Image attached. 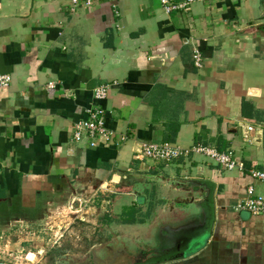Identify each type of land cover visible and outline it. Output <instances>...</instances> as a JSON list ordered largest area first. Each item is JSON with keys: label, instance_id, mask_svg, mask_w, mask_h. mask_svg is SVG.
<instances>
[{"label": "crops", "instance_id": "0c3cea01", "mask_svg": "<svg viewBox=\"0 0 264 264\" xmlns=\"http://www.w3.org/2000/svg\"><path fill=\"white\" fill-rule=\"evenodd\" d=\"M0 73L13 77L0 89V262L50 264L56 234L108 207L128 241L147 240L142 264H264V214L238 209L250 186L264 196L250 173L264 165V0L171 13L161 0H0ZM98 105L115 136L92 147L73 127ZM144 141L231 150L245 169L198 152L144 159ZM96 195L109 199L51 225Z\"/></svg>", "mask_w": 264, "mask_h": 264}, {"label": "built area", "instance_id": "2783aa9c", "mask_svg": "<svg viewBox=\"0 0 264 264\" xmlns=\"http://www.w3.org/2000/svg\"><path fill=\"white\" fill-rule=\"evenodd\" d=\"M195 0H161L162 6L165 11L171 13L177 10H187ZM79 0H73L74 6L77 5ZM86 4L90 5L91 2L87 1ZM195 64L198 67H202L203 57L199 50L194 55ZM13 77L8 73H0V89L10 87ZM49 88H55L53 82L49 83ZM108 86L102 85L95 90V98L98 101H103L107 98ZM106 110L101 106H91L86 109V118L78 120L73 127V136L76 141H82L88 139L90 146H97L99 139L110 140L115 135L107 125ZM256 128L253 125L248 127L249 132H253ZM244 140L248 143H252V139L248 135H244ZM202 153L215 161L223 168L227 170H244L245 164L243 161L235 157L233 151H219L216 148L205 145H194L189 149L182 148L175 143L171 142H152L144 141L140 157L144 159L162 160L171 162L181 157H188L192 153ZM251 176L254 179L264 182V165L261 169L251 170ZM249 197L241 204L238 209H243L251 212L252 214L259 215L264 214V196L258 195L255 192L254 186H250L248 189ZM78 201V207L82 205L80 200ZM71 212L79 211L75 207L74 203L70 206ZM0 264H5L0 262Z\"/></svg>", "mask_w": 264, "mask_h": 264}, {"label": "rangeland", "instance_id": "374dc122", "mask_svg": "<svg viewBox=\"0 0 264 264\" xmlns=\"http://www.w3.org/2000/svg\"><path fill=\"white\" fill-rule=\"evenodd\" d=\"M107 198L104 199L96 195L91 201H81L82 205L79 204V207L76 202L75 207L79 211H89L90 207L94 206L101 208L103 201L109 199ZM96 199H101L99 200L101 203L98 204ZM186 206L189 207L188 204ZM115 210L118 211L119 208ZM70 211V209L62 208L57 214H53L51 225H56L58 230H60L58 225H61L62 228L65 227L66 222L64 220L68 219ZM109 211L110 208L108 207H104V210L102 208L96 209L94 215L91 213L92 216H95L94 222H85L86 225H82L81 229L79 228L78 231H74L72 234L66 233L63 236L56 234L55 240L56 237L57 240L48 262L50 264H138L141 249L147 248V240L141 238L142 240H138L137 243L128 241L125 231L120 230L124 229L123 227L120 228L121 225H124V222H115V218L110 216ZM132 211L136 210L130 208L122 210L125 215H130ZM79 214L77 210V212L70 214V218L80 221L78 219ZM73 215L76 216L73 217ZM63 240L64 242H62ZM154 240L157 242L156 236H154ZM43 262L44 260L38 264H44Z\"/></svg>", "mask_w": 264, "mask_h": 264}, {"label": "flooded vegetation", "instance_id": "af4514ba", "mask_svg": "<svg viewBox=\"0 0 264 264\" xmlns=\"http://www.w3.org/2000/svg\"><path fill=\"white\" fill-rule=\"evenodd\" d=\"M142 250V249H141ZM131 252V250L129 251V253ZM155 253H158L159 254V252H158V250H155ZM147 257H148V253L145 251V250H142L141 252H140V255H139V261L137 262L138 264H142V262L143 261H145L146 259H147Z\"/></svg>", "mask_w": 264, "mask_h": 264}]
</instances>
